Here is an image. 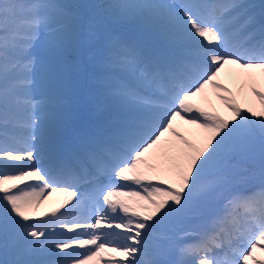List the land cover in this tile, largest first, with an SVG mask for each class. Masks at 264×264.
<instances>
[{
  "label": "snow or ice",
  "instance_id": "6c2138e0",
  "mask_svg": "<svg viewBox=\"0 0 264 264\" xmlns=\"http://www.w3.org/2000/svg\"><path fill=\"white\" fill-rule=\"evenodd\" d=\"M73 7L0 0V236L32 257L11 264H264V12L109 5L157 24L167 46L105 43L97 83L113 118L65 142L66 56L97 39ZM257 150L259 177L246 176L236 161ZM58 191L71 206L41 213Z\"/></svg>",
  "mask_w": 264,
  "mask_h": 264
},
{
  "label": "rangeland",
  "instance_id": "374dc122",
  "mask_svg": "<svg viewBox=\"0 0 264 264\" xmlns=\"http://www.w3.org/2000/svg\"><path fill=\"white\" fill-rule=\"evenodd\" d=\"M115 1L116 3L120 2V0ZM160 2L165 4H171L176 8L177 11H179L180 5L184 3L198 2V0H160ZM222 2H227V0H222ZM244 2L250 6L251 11L257 16V18H259L260 14L264 12V0H244ZM77 16L86 25H90L92 27V29L96 33L97 39L93 44L87 45L82 48L80 52H75L81 55L78 59L72 61L69 58H66L67 73L65 83L62 89L67 88L70 84H74L77 81L81 89V94L75 97H68L65 96L63 92H60L63 101L62 111L65 116L64 128L66 129V131L61 133V138L65 142H68L70 140L72 132H77L76 130L83 131L87 129L89 127L90 121L91 123L95 121L99 122L96 124V127H98L103 125L106 121L111 120L114 115L112 109L106 104L104 99L101 97L99 85L97 83V80L101 75L102 69L98 63V53L96 52V46L102 36V29L96 20L83 19V17H80L79 14ZM116 18L118 20L119 26H128V28H135L144 32L155 34L166 42V38L163 34V31L157 24L153 23L152 21L139 19H122L118 17L117 14ZM115 38H120L121 40H124L126 42L138 43L134 38H131L128 35H119ZM112 39L113 38H111V40ZM143 48L145 47L143 46ZM91 71L94 74H91V76H87L86 73ZM230 71V69H226L222 82L227 84L228 87L232 88L233 91H236V83L228 77V73ZM209 97L212 102L216 104V106L219 108V102L215 100L214 94L211 91L209 92ZM221 114L225 115L226 118L230 115L227 111L223 110L222 108ZM104 115H107L108 118H103ZM94 126L95 125L92 124V128H94ZM249 161L250 163L257 165L252 159H250ZM240 165L241 164H237L239 170ZM68 190L71 191L72 189ZM66 200V195L62 194L60 198H56L54 199V201H47L42 206L40 211L41 213H51L54 209L57 208L62 210L67 207H70V204H65L64 208L60 207L62 204H64ZM3 248V246L0 247V249ZM27 259H30L29 256L18 254V250H16L11 257V260H8L7 263L11 264V262L15 260ZM101 264H103V261H101Z\"/></svg>",
  "mask_w": 264,
  "mask_h": 264
},
{
  "label": "trees",
  "instance_id": "16d2710c",
  "mask_svg": "<svg viewBox=\"0 0 264 264\" xmlns=\"http://www.w3.org/2000/svg\"><path fill=\"white\" fill-rule=\"evenodd\" d=\"M60 2L73 5L74 7L72 11L74 13H81L85 19L96 20L99 23L102 29V36L96 46L97 52L103 47L105 43L110 41L111 38L117 37L124 33L122 29H119L117 27L118 20L115 14L116 11L108 7L109 5L115 4V0H60ZM104 21H107L109 24L104 23ZM79 57L80 54L73 51H69L66 56V58H69L72 61L78 59ZM86 75L90 76L91 73H87ZM61 92H63L65 96L75 97L81 94V89L78 82L76 81L74 84H70L67 88L61 89ZM250 159L256 162L257 165H259L257 166L250 163ZM250 159L238 160L236 161V164H241L240 171L243 172L246 176H255L258 178L262 166L258 150L256 155ZM258 181V179L251 180L248 187H254V182ZM192 223L195 224L196 222H188L185 226H191ZM3 242H5V238L3 236H0V244ZM15 250L16 248H14L11 243H9L3 249H0V264H5L6 261L11 260V257Z\"/></svg>",
  "mask_w": 264,
  "mask_h": 264
},
{
  "label": "bare ground",
  "instance_id": "6f19581e",
  "mask_svg": "<svg viewBox=\"0 0 264 264\" xmlns=\"http://www.w3.org/2000/svg\"><path fill=\"white\" fill-rule=\"evenodd\" d=\"M180 127V130L181 131H186V129H187V127L188 126H185V125H180L179 126ZM189 138H191V139H194V137H192V136H189ZM62 196V193L61 192H56V193H52L51 194V196H50V198L48 199V202H50V201H54V199H58V198H60Z\"/></svg>",
  "mask_w": 264,
  "mask_h": 264
}]
</instances>
